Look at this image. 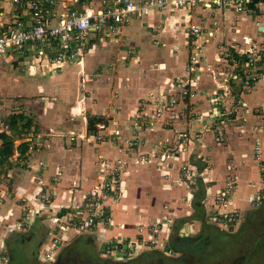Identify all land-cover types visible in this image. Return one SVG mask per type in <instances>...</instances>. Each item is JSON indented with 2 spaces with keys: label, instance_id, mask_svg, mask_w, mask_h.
<instances>
[{
  "label": "crops",
  "instance_id": "obj_1",
  "mask_svg": "<svg viewBox=\"0 0 264 264\" xmlns=\"http://www.w3.org/2000/svg\"><path fill=\"white\" fill-rule=\"evenodd\" d=\"M69 1L58 0L57 14ZM115 3L116 0H87L74 8L92 13ZM185 14L171 8H153L144 18L123 26L120 33L110 29L107 36L92 33L83 59L72 63L69 60L61 68L44 57L34 60L36 54L31 49L25 54H0V100L4 101L1 113L29 115L33 121L30 131L39 132V136L45 131L50 133L42 145L30 134L17 136L15 154L10 158L13 167L5 172L7 177L5 173L0 175L1 253L16 250L22 259L26 250L19 249L18 241L12 242L19 233L29 230L40 231L42 250L50 247L52 234L66 220L74 198L96 182V161L100 156L121 158L128 170L124 176L127 194L121 201H109L112 226H100L90 233L100 239L99 243L114 237L135 240L140 225L164 229L158 232L161 239V233L162 237L170 235V226L177 221L172 233L178 231L179 236L187 237L190 234L183 232L199 231L202 222H208V215L234 209L247 212L254 207L253 201L264 190L254 150L255 137H259L264 157V78L253 83L251 90L246 89L239 76H232L238 66L229 58L235 54L240 60L252 46L264 47V0H253L244 8L233 1L213 7L200 5L190 14V21ZM19 17L30 25L27 7L16 6L13 0H0V34ZM58 20L59 16L53 21ZM189 23L202 28L198 42L189 38ZM196 54L200 56L194 75L198 95L178 106V111L166 113L154 129L144 131L134 126V117L140 112L151 111L170 91L172 96L177 93L174 83L187 77V64ZM43 88L52 89L51 95L42 92ZM31 96L39 100L40 112L31 114L27 106L23 107ZM214 98L232 111L224 115L223 121L217 118ZM42 100L51 103L43 104ZM242 102L246 106L237 112L234 107ZM91 118L97 120V125L104 122L105 128H99V133L116 132V141L84 139L72 146L68 134L88 133ZM0 127V132L10 134L9 127L4 129L1 122ZM181 131L189 132L191 149L179 158L166 160L162 170L153 163L136 164L134 159L126 158V140L134 133L139 134L138 145L143 142L141 150L145 152L154 147L155 140L164 137L177 142ZM23 142H27L28 150L21 155L17 148ZM183 162L190 164L195 175L181 177L183 184L171 188L170 184L180 178ZM58 170L62 177L55 185V202L45 208L40 200L43 186L38 181L42 177L49 183ZM229 174H235L239 184L223 203L217 191L224 187ZM3 180L9 182L1 184ZM194 185L200 186L198 200L194 199ZM142 228V234L149 238V230ZM75 232L71 229L66 233L64 246L72 245ZM42 254L40 261L45 260Z\"/></svg>",
  "mask_w": 264,
  "mask_h": 264
},
{
  "label": "rangeland",
  "instance_id": "obj_2",
  "mask_svg": "<svg viewBox=\"0 0 264 264\" xmlns=\"http://www.w3.org/2000/svg\"><path fill=\"white\" fill-rule=\"evenodd\" d=\"M257 46H260V45L258 44ZM260 47L262 48L263 45H261ZM5 57H7V56H5ZM83 57H84V54H83V56H81L79 58H73L72 61H70V63L76 62V61L80 62L83 59ZM37 58H39V57L36 56L34 58V60L35 59L37 60ZM229 59H230L231 63H234L235 65H237V64L239 65V67L237 69L240 72L238 73L237 77L239 76L240 79L242 80L243 84L245 86H247L246 89L251 90L253 87V83L264 78V72H262L261 68L252 69V67L242 66V64L244 63L243 62L244 57L240 60H237L239 58H237L235 56V54L234 55L231 54V58H229ZM32 72H33V70H32ZM246 81L250 82V83H246ZM243 84H242V86H244ZM40 87H43V86L41 85ZM243 89L244 88H242L240 90L243 91ZM51 90L52 89H50V88L47 90H45V88H43L42 92H44L47 95H51V93H52ZM75 91L77 92V89ZM10 93H16V91H11ZM163 96H165V95H161V98ZM34 98L35 97L31 96V98H29L30 101H28L27 103H24V105H23V107H26V106L28 107L27 112H29L31 114L40 112L39 100L38 99L35 100ZM165 100L167 102H164ZM159 101H160V99H158V102ZM171 102L174 103V107L172 105H170ZM2 103H4V101L0 100V104H2ZM42 103L48 105L51 102L49 100L48 101L42 100ZM161 104H162V106H161ZM181 104H183V102H182L181 96L178 93V91L174 96H172L171 91H170V93L167 97H164L163 99H161L160 103H158L151 111L149 110L150 112L148 111L150 115H154L155 110H157V111L161 110V112H162L161 116H151V117L145 116V117L141 118V123H140L139 121L138 122L136 121V117L139 116V114H140L139 113L136 117H134V119H135L134 126L137 125L140 130L146 129L144 131L154 129L156 127V125L165 117L166 113H169V112L174 113V112H176V110L178 111V108H179L178 106H180ZM243 105H245V103H243V102L241 104L236 103L234 109L238 112L237 109L243 108L242 107ZM12 115L13 114H11V113L3 114L0 111V122L2 123V127L4 129H7V127H9ZM36 116L38 117V114H35V117ZM230 116L231 115H229V117ZM27 118L32 120V118L29 115H27ZM172 118H174V117H172ZM219 119L223 121L225 118H224V116H222ZM230 119H231V117H230ZM106 120L107 119H103L102 121H106ZM90 121L94 122V125L92 127V131H90V132L88 131V133H87V130H86V133H83V134L82 133L81 134H79V133L68 134V137L70 139L72 146H75L76 143L78 142V140L83 141L84 139L89 141V142H98V143L99 142L107 143L110 141H113V142L116 141V139H114L117 136L116 132H110L109 133V132L103 131V132L99 133L101 129H99V127H97V120H95L94 118H91ZM90 121H89V123H90ZM23 122H24L23 120L20 121V124H23ZM89 123H88V128H89ZM101 123L103 124L104 122H100L99 124H101ZM0 129H1V127H0ZM135 129L137 130V128H135ZM1 130H3V129H1ZM30 130L31 129H29L27 132L23 133L21 135V137H23L24 134H26V135L30 134V136H29L30 138L31 137L32 138L37 137L35 139V141L36 142L39 141L40 145H42V141L47 139V137L50 134V133L45 131V132L41 133L39 136V134H38L39 132L37 133L33 130L32 131H30ZM9 131L11 134L12 131L10 129H9ZM183 132H185V131H181L178 133L179 138H178L177 142L176 141L172 142V140H171L172 138L164 137V138H161L160 140H155V142H154L155 145L153 144L154 147L149 151L146 150L145 152L143 150H141L142 149L141 145H143V142H142V144L140 142L138 145V140L140 139L139 134L134 133L135 135L133 134V136H134L133 138H127V140H126L127 146H128L127 148H125V151H124L126 154V158L129 160L131 158L134 159L136 164H142L143 165V164L149 163V165H150V163H153V164H155L154 166H156V168L162 170V168H164L163 165H166V159H163L164 153L167 152L169 150V148H174V151L177 153L178 148L180 147L181 143H183V138L181 137V134ZM51 134H53V133H51ZM98 135L100 136V138H98ZM25 138H27V137H25ZM255 138H256V141H254V147H256L257 145H260V147L263 146L262 145L263 143L261 142L259 137H255ZM142 141H144V140H142ZM0 145H1V141H0ZM35 147H36V149L38 148V146L36 144H35ZM183 149H185V151ZM190 149H191V146H190V141H189L186 144H184L183 148H180L179 152L181 151V153H179V154L181 155L183 153H189ZM254 150H255V148H254ZM262 155H263V152H262V147H261V156H260L261 158L258 157L257 154H255V158L258 162L259 168L261 170V174H263V178H264V157ZM121 160H122L121 158L111 159V158H107L104 156H100L98 158V160L96 161V166H97L96 182L93 184L92 187H90L89 189H86V190L84 189L83 193H80L81 195L74 198V200L72 202L73 205L71 206L70 211L66 215V218H65L66 220L62 223L63 225H67L69 222H71L72 219L74 221L78 220V218L76 217L77 214H78V217H80L81 219H85L90 214V212L87 209V206L81 205V203L85 199H86V201L91 200L92 205H97L99 214H102L103 213L102 208H104V211H107V210H109L108 208H110L111 202L114 203L117 201H121L125 197V195L127 194V187H126L124 176L127 174L126 172L128 170V166H127L126 162L122 163ZM185 164H186V162H183L182 165L180 166L181 172H180V175H178V177H180V178H179V180L175 181V183L170 184L171 188L173 186H175L174 184H176L177 186H180L183 184L181 177H183L182 167L185 166ZM11 167H13L12 162L10 165H9V163H7L5 165H0V175L1 176L4 175V173L7 172V170ZM42 168H44V167H42ZM6 175H7V173H5V176ZM60 177H62V171L58 170L56 175L52 178V180L49 183H47V182L45 183L44 179L42 177L38 181V183L41 184V186H43V188H44L43 192L44 193L46 192V195H47L45 197V198H47V204L44 205L45 208H51V206L55 202L56 193H57V187H55V185H57L58 181L60 180L59 179ZM40 181H42V183ZM4 182H9V181L3 180V181H1V184H4ZM109 183H111L112 185L110 186ZM199 184L201 185V182H199ZM238 184H239L238 177L235 174H229V176L227 177V179L225 181L224 187L219 188V190L217 191V195H220L221 191H223L224 188H227V186L229 187V189H228L229 191H233L234 189H237ZM9 185H12V182H10ZM231 185H233V186H231ZM193 187H196L195 191H193L194 192L193 193L194 199L198 200V195L201 192L200 186L197 187L194 185ZM78 188H80V186H78ZM74 192H75V190H74ZM259 198H260V204H258ZM109 201H110V204H109ZM221 202H223V201H221ZM223 203H225V202H223ZM84 204H85V201H84ZM253 205H254V207L247 212H242L240 209H234L233 210L234 212H237V211L238 212L235 213L236 214V221L232 225L230 223L227 224L226 222H219V221L215 220L214 219L215 217L212 216L213 214L208 215L206 217L207 221L209 222V223L207 222L206 224L210 228L216 227V228L222 230L223 232H227L228 234L234 235V234L238 233V231L242 228V226L245 224V222L249 221L250 219L251 220L253 219L252 217L254 214H256L260 210L264 209V190L261 191L259 193L258 197L255 198V200L253 201ZM81 206H82V208H80ZM94 213L100 217L102 216V215H99L96 211H94ZM111 218H112V216H111ZM101 219H103V218H101ZM111 220H113V218L100 220V225L98 227H100V226L109 227L110 225L112 226L113 223H111ZM177 223H179V222L178 221L175 222L172 226L176 225ZM257 224L260 228L262 227V224H264V216H263V218H261L257 221ZM60 226L58 229L59 231H55L52 234V237L50 239V243H51L50 247H47V246L43 247V250H42V244H40L41 243L40 242V240H41L40 231L31 232L29 230L28 232L19 233L18 234L19 237L17 236V239L12 238V240L15 239V240H13L12 243L18 241L21 244L19 249H21V250L25 249L26 254L21 259L20 255L15 254V253H17L16 250H14V251L10 250V252H7V253L3 252L0 255H2V256L5 255V257H7V260L0 259V264H22L23 259L27 258V259L32 260V258H35V257L37 259H39V261H40L41 253H43L42 255H43V258L45 260L44 261L41 260L40 262H42L44 264H108V263L118 264V263H131L133 260H137L140 257L142 259H146L145 254L147 255L149 252H158V253L163 254L164 256H167V257H172V256L173 257H179L180 256V258H183L188 263H191L193 260L192 257H190L189 255L188 256H186L184 254L174 255L173 250L169 246L170 235L172 234V231L174 230L172 226H170L171 228H170V231L168 232V234H170V235L168 236L166 234V237H162V233H161V236H160L161 239L158 240L157 238L159 236L155 232L164 231V229L159 228V226H150V225H145V226L140 225L144 228L146 227L147 231L149 230V235H150L149 238L142 234V231H143L142 227H140V234H138L137 235L138 238H136L139 241V238L142 237L144 240L150 242L149 245H147L146 247L142 246V248L137 252L136 255H133V257L128 258V259H117L115 257L108 256L103 251L105 242L101 241V243H99L100 239L96 238V237H92V234H90L95 229H88V230H83V231H76L74 229L73 231L74 232L76 231L75 232L76 235L74 238L75 240L73 239L74 241H72L73 245L77 241H80V240L84 241L85 244H87V245H86V247H85V245H83L82 248L86 249L87 251L91 252L94 255L93 260H88L87 256H89V255L88 254H81V252L79 250H77V251H75V253L71 254L70 259H68V260L64 259L65 252L68 249L67 246H64V248H61L59 252H55L54 253L55 255L53 257H50L48 255V253L52 247L54 236L56 235V233H58V234L63 233V229H61ZM122 226H124V225H122ZM200 227H201L200 230L197 232L193 231V232L189 233L187 231L186 232L184 231L183 233L184 234L185 233L190 234V235H185V236H193V237L200 236V235L204 234L208 229L206 227L205 223L203 224V222H202V225ZM21 234H25L24 235L25 240H23L24 237ZM210 236H211V234L207 233L204 240L202 241L203 246L207 245L209 249H210L209 243H211V242H209ZM115 238H118L121 240H125V239L130 240L128 238H122V237H114V238H110V239H115ZM110 239H107V240H110ZM131 240H133V239L131 238ZM99 244H101V245H99ZM44 251H45V253H44ZM211 251L212 250H208L207 255ZM59 253L61 254V256L57 257ZM35 254H38V255L35 256ZM236 256H237L236 258H238V255H236ZM100 258H102V259H100ZM142 259H141V261L146 263V261H144ZM158 260L160 261L161 257ZM218 260H220V261H218ZM23 262L26 263V261H23ZM234 262H235L234 259L228 260V259L224 258L221 260L218 258L214 264H236ZM146 264H154V263H151V261H150L149 263H146ZM155 264H159V263L155 262ZM209 264H213V257L210 258Z\"/></svg>",
  "mask_w": 264,
  "mask_h": 264
},
{
  "label": "built area",
  "instance_id": "obj_3",
  "mask_svg": "<svg viewBox=\"0 0 264 264\" xmlns=\"http://www.w3.org/2000/svg\"><path fill=\"white\" fill-rule=\"evenodd\" d=\"M86 1L87 0H70L68 5L66 4L63 6L64 10L60 14H57L56 6L58 0H13L16 6L20 5L27 7L31 23L27 25L24 18L19 17L10 28L0 34V54H25L28 49H31L39 58L44 57L52 64L57 65L58 68H61L67 61L73 58H79L87 52V46L91 42L92 33L102 32L107 36L109 35L108 29L112 32L120 33L123 26L129 25L136 18H144L153 8L161 10L171 8L173 11H184L186 13L184 18L190 21V14L200 5L213 7L220 6L226 1H233L239 8H244L248 3L253 2V0H145L143 2H137L136 0H116L114 5L106 6L92 13L80 12L74 8V5L86 3ZM57 16H59V20L57 23H54L53 20ZM187 28L189 31V38L198 42L202 28L190 23ZM243 57L244 63L242 66L252 67V69L261 68L262 72H264V47L261 48L260 46L254 45ZM199 60L200 56L198 54L191 55L186 67L188 72L187 77L177 79L174 83L178 88L177 91L183 103L188 102L198 95L197 91L194 89V75L197 74ZM237 66L239 67L238 64ZM239 72L240 71L237 69L234 75L232 73V76L236 78ZM246 83L250 82L246 81ZM214 103L216 106L214 110L218 116L217 118L224 115L228 116V114L232 112L228 111L225 104L220 100L214 98ZM170 105L174 107L173 102H171ZM161 115V110H155L154 115H150L149 112L147 113L146 111L140 112L139 116L136 117V121L141 123V118L145 116L151 117ZM97 127L104 129L105 124H98ZM181 137L183 138V143H181L177 153L174 151V148H169V150L164 153L163 159L169 161L180 155V148H183L184 144L190 141L189 132H183ZM98 138H100L99 135ZM261 147L260 145L255 147V154H257L258 157L261 156ZM183 150L185 151V149ZM182 175L184 178H191L195 175V171L189 163H186L185 166L182 167ZM40 182L42 183V181ZM109 185L111 186L112 184L109 183ZM228 189L229 187L227 186V188H224L221 194L218 195L220 201L227 202L229 200L231 191ZM43 191L44 188L40 191V199L42 201L41 203L46 205L47 198L45 197L47 195L46 192L44 193ZM258 204H260V198ZM81 205H86L90 214L85 219H81L77 214L76 217L78 220L74 221L72 219L67 225L62 224L60 226L61 229H63V233H56L54 236L52 247L48 253L50 257H53L55 255L54 253L59 252L66 244V233L71 229H75L76 231L96 229V227L98 228L100 225V220L111 219L109 210L104 211V208H102L103 213L99 214L98 206L92 205L91 200L86 201L85 199ZM82 206L80 208H82ZM94 211L102 216L96 215ZM237 212L230 210L224 213L218 212L212 216L219 222H226L232 225L236 221L235 213ZM155 233L159 234L158 232ZM157 239L159 240V237ZM104 242L103 251L108 256L117 259L131 258L133 255L137 254L142 246L146 247L150 243L142 237L139 238V241L137 239L121 240L115 238L105 240ZM0 256V259L7 260L5 255Z\"/></svg>",
  "mask_w": 264,
  "mask_h": 264
},
{
  "label": "trees",
  "instance_id": "obj_4",
  "mask_svg": "<svg viewBox=\"0 0 264 264\" xmlns=\"http://www.w3.org/2000/svg\"><path fill=\"white\" fill-rule=\"evenodd\" d=\"M24 113L13 114L11 116L9 129L12 131L11 134L7 132H0V165H5L9 163L11 164L10 158L15 154V140L29 129L33 125L31 119L27 118ZM24 121L23 124H20V121ZM94 125L93 121L89 123V132L92 131V127ZM21 155H24L28 150L27 142H23L17 148ZM264 216V209L260 210L256 214L253 215V221L250 219L245 222L242 228L238 231V233L231 235L227 232H223L222 230L213 227L208 228L207 231L200 236H187L181 237L178 234V231H175L170 235L169 246L176 254H184L186 256L192 257V262L188 263L183 258L179 257H167L158 252H149L145 257L146 259H142L146 261V263L158 262L159 264H209L210 258L213 257V264L217 261V259H234L236 264H264V224L260 228L257 224V221ZM207 233H210V249L208 246H203L202 241L204 240ZM73 245V244H72ZM69 246L67 251L65 252L64 259H70V255L75 253V251L79 250L81 254H88V260H93L94 255L82 248L83 245H86L84 241L80 240L74 243L73 246ZM212 250L208 255L207 251ZM21 254V253H20ZM238 255V258H236ZM161 257V260L158 259ZM102 259V258H100ZM23 261H26L24 263ZM104 261V260H103ZM220 261V260H218ZM142 262L141 259L138 261H132L131 263H118V264H146ZM22 264H41L34 259H23ZM108 264H116V263H108Z\"/></svg>",
  "mask_w": 264,
  "mask_h": 264
}]
</instances>
